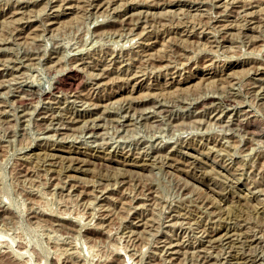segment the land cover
Here are the masks:
<instances>
[{
    "label": "rangeland",
    "instance_id": "1",
    "mask_svg": "<svg viewBox=\"0 0 264 264\" xmlns=\"http://www.w3.org/2000/svg\"><path fill=\"white\" fill-rule=\"evenodd\" d=\"M101 1L0 0V264H264V0Z\"/></svg>",
    "mask_w": 264,
    "mask_h": 264
},
{
    "label": "bare ground",
    "instance_id": "2",
    "mask_svg": "<svg viewBox=\"0 0 264 264\" xmlns=\"http://www.w3.org/2000/svg\"><path fill=\"white\" fill-rule=\"evenodd\" d=\"M91 1H93V0H91ZM95 1V0H94ZM96 2L98 3V2H102L101 0H96ZM96 3V4H97ZM99 4V3H98ZM95 5V4H94ZM100 5V4H99ZM97 7V6H96ZM128 14L129 13V15L131 14L130 13V11H128V12H125L124 14ZM131 16V15H130ZM129 19H130V17H129ZM127 20V19H126ZM123 21H125V20H123ZM190 29V28H189ZM162 42V41H161ZM145 52H146V50H144ZM204 55V54H203ZM143 56L144 57H147L148 56V54H143ZM113 59H115V56L113 55V56H111V58H110V61H112ZM138 62V61H137ZM150 63V62H149ZM152 63V62H151ZM171 64V63H170ZM257 69V68H256ZM103 70V69H102ZM101 71V70H100ZM257 71V70H256ZM259 72V71H258ZM106 73H107V71H104L102 74H100L99 75V77H102V76H105L106 75ZM255 73V72H254ZM97 75V74H96ZM190 76V75H189ZM96 77V76H95ZM133 78V77H132ZM54 89H57V87H54ZM17 92H18V96L20 97V99H23V100H32V99H34V98H36L37 97V93H36V91H34L33 89H31V87H28L27 85H23V86H20L19 87V89L17 90ZM23 100H21V101H23ZM52 100H55V99H52ZM59 101V100H58ZM58 101H54V103L57 105V103H58ZM225 101V100H224ZM53 102V101H52ZM103 102V101H102ZM54 104V105H55ZM50 113V112H49ZM46 114V113H45ZM68 114V113H67ZM91 114V113H90ZM41 115H42V111H41ZM70 116V115H69ZM54 117V116H53ZM90 118H92V117H90ZM47 119H49V118H47ZM74 118H71V120H73ZM43 120V119H42ZM69 120V119H68ZM76 120V119H75ZM83 121V120H82ZM47 122V121H46ZM85 122H86V120H85ZM90 122V121H89ZM84 123V122H83ZM92 123V120H91V122H90V124ZM94 124V123H93ZM96 124V123H95ZM97 125V124H96ZM91 126V125H90ZM87 128V127H86ZM90 128V130H92V128L91 127H89ZM88 128V129H89ZM238 128V127H237ZM74 151V150H73ZM52 154V153H51ZM70 169V168H69ZM76 169V168H75ZM127 172V171H126ZM125 173V172H124ZM140 173V172H139ZM120 176V175H119ZM128 176V175H127ZM121 181V180H120ZM147 192V191H146ZM218 200V199H217ZM219 211V210H218ZM128 212V211H127ZM259 228V227H258ZM226 233V232H225ZM224 233V234H225ZM207 235H209V234H207ZM220 235V234H219ZM252 237V236H251ZM218 238H219V236H218ZM221 238V237H220ZM134 240V239H133ZM202 240V239H201ZM210 240V239H209ZM246 240V239H245ZM206 241V240H205ZM208 243V242H207ZM132 244V243H131ZM135 244V243H134ZM247 244V243H246ZM170 246V245H169ZM169 248V247H168ZM200 248V247H199ZM228 252V251H227ZM230 252V251H229ZM204 253V252H203ZM233 255V254H232ZM258 255V254H257ZM256 255V256H257ZM231 259V258H230ZM254 259V258H253ZM252 259V260H253ZM202 260V259H201ZM246 260V259H245ZM205 262V261H204Z\"/></svg>",
    "mask_w": 264,
    "mask_h": 264
}]
</instances>
